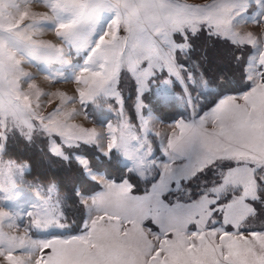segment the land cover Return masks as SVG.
I'll use <instances>...</instances> for the list:
<instances>
[{
    "label": "snow or ice",
    "instance_id": "1",
    "mask_svg": "<svg viewBox=\"0 0 264 264\" xmlns=\"http://www.w3.org/2000/svg\"><path fill=\"white\" fill-rule=\"evenodd\" d=\"M32 3H43L47 11L33 12ZM240 24L264 25V0H0V264H264V223L250 222L256 214L253 204L264 206V32L240 33ZM202 29L253 49L245 69L247 91L229 93L227 86L213 85L204 74L177 63V53L187 54L190 36ZM49 31L60 44L38 38ZM24 63L53 82H74L75 95L49 93L61 103L42 115V93L29 82L34 77L23 71ZM122 72L137 85L142 137L124 118L117 91ZM173 78L191 115L171 126L162 149L165 158L157 161L149 159L148 137L161 133L150 131L142 96L159 81L158 101L168 103ZM24 82H29L27 92ZM209 95L218 98L198 113L197 104ZM112 97L121 109L105 132L71 123L78 115L96 118L99 106ZM77 103L79 108H68ZM36 137L48 140L52 154L74 159L81 174L102 187L91 196L76 190L87 216L75 233L61 198L54 195L55 185L45 198L25 200L28 208L17 203V185L29 166L5 159L7 142L19 138L32 145ZM81 145L96 147L109 164L130 162L128 171L141 179L152 171L158 179L144 195H134L127 179L107 180L101 165L79 152ZM201 175L211 180L192 199L186 185ZM173 192L183 193L185 201L162 199ZM216 213L222 222L213 219ZM25 217L24 235L4 230L18 227ZM147 220L157 230L145 227Z\"/></svg>",
    "mask_w": 264,
    "mask_h": 264
},
{
    "label": "rangeland",
    "instance_id": "2",
    "mask_svg": "<svg viewBox=\"0 0 264 264\" xmlns=\"http://www.w3.org/2000/svg\"><path fill=\"white\" fill-rule=\"evenodd\" d=\"M185 2L189 4H206L211 2V0H208L204 3H202L200 0H185ZM31 10L36 13H43L47 11L43 3H32L30 5ZM125 33L123 30H121L120 35L123 36ZM39 39L51 41L56 44H60V41L55 36L54 32H45L43 35L38 37ZM174 39H176L178 42L181 40V37L179 35L175 36ZM189 42L191 44V49L187 52V54L183 53H177V63L185 65V68L187 71H192L197 76L199 74H204L208 78V80L213 85H219L221 87L227 86L228 89H239L243 87L247 82L248 86L241 90L246 91L248 90L250 84L249 81L246 79V72L245 69L247 67L248 61L250 59V54L252 53V50L249 46H234L232 43H230L226 39L217 38L216 36H210L206 30H201L195 37H191L189 39ZM74 62L76 61V54L73 52L72 56L70 57ZM58 67L56 65L53 66ZM23 71L26 73L32 74L34 77L33 80L29 81L30 83H33L36 85V89L39 90L42 94L39 96V104L40 108L39 111L42 115L47 116L50 112H52L58 105H60L61 101L58 97L49 95V93H55L57 91H63L66 92L68 95H75L74 89L76 88V85L74 82H53L49 78H47L44 74L37 71V68L34 67L32 64L24 63L22 65ZM244 77L243 78V73ZM165 77H167V73L165 72ZM247 81V82H246ZM24 82L22 83L21 87L24 91H29L28 89V83ZM159 83L153 82L149 84V90L144 91L142 96V101L144 104L143 108V114L146 117H151L149 122V129L151 132H159L161 133V137L156 136H149V145L151 150V158H155L157 161L163 160V158H160L161 152H160V146L161 151H163V146L166 145L168 138V135L170 136L173 132V128L171 127L170 131L167 130V127L169 128L174 124H168L165 123L168 120L161 118L163 115H169L171 111L167 108L171 105L162 106L161 103H159L158 98L156 96V85ZM171 87V98L173 99V104L176 106V109L174 107V111L176 113L180 112L181 116L189 117L191 115V109L186 108L184 104V93L182 91L181 85L175 81L173 78V83L170 86ZM117 91L119 92L120 96L123 99V105L122 110L124 114V118L133 126L134 134L138 137H142L144 135L141 126L140 121L138 119V109H137V85L135 83V80L131 77L130 74L126 72L121 73L120 81L117 85ZM35 90H33V95L30 97L33 104L35 105L37 100L36 96L34 94ZM240 92V91H238ZM215 95H209L203 99L202 102L197 104V112L199 113L206 105L209 104L211 99ZM193 97L195 98V93H193ZM170 98V99H171ZM45 101V102H44ZM130 110V112L134 113V118L131 119V116L129 114V110L126 108V104ZM152 105H155L156 108H158L159 113L155 111L154 108H152ZM179 106V108L177 107ZM79 108L80 105L77 103L75 105H68V108ZM127 109V111L125 110ZM121 109V105L117 102L115 97L109 98L107 101L103 102L99 109L97 110V117L94 119H86L83 115L75 116L71 123L80 125L81 127L88 128V129H96L98 132H105L106 131V123L112 122L115 124L117 122L118 118V112ZM206 110V109H205ZM89 111H92V107H89ZM202 113V112H201ZM162 116V117H163ZM181 118V117H180ZM177 118V119H180ZM101 119L104 121V123H101ZM134 120V121H132ZM160 138H164L163 143L157 144L156 139L160 142ZM56 143L59 144V137H56ZM24 141L16 138V139H9L7 142V155L5 156V159H8L9 157L12 158L10 155V152L14 155H19V157L12 158L14 160H17L18 162H24L29 167L26 169L25 172H27L30 169V164L24 160V153L21 145H24ZM106 145V141H104ZM161 144V145H160ZM27 145V144H26ZM160 145V146H159ZM30 146V145H27ZM32 147H40L43 151H39L41 154H43V159L40 158V155L38 154H32L34 157V169L35 172H37L36 169H41V171H44V180H40L37 177L33 178H27L25 174L23 175L22 179L18 183L17 187L19 189L20 193V200L17 201L18 204H21L24 208H28V204L23 203L25 200L31 201L35 203L38 198L43 199L46 197L47 189L51 185H55L56 192L54 195H58L61 198V210L66 216L68 221L78 220L80 224L82 223V216L81 213L83 212V218H86L87 216V209L86 207L80 202L76 195V190L78 189L80 193H82L85 196H91L96 192H99L102 190V187L99 182H97L100 185V189L94 192H86L85 189H89L86 183L84 182L85 179H87L84 175L81 174V170L78 167L76 161L73 160H64L50 152V143L47 139H41L40 137H36L34 140V143L31 145ZM89 146L91 145H81L79 152L81 154L89 153L90 155L93 154ZM94 147V146H93ZM39 148V149H40ZM98 153L99 150L94 147ZM18 149V151H17ZM41 150V149H40ZM65 154H68L70 151L66 147L62 149ZM45 155V157H44ZM87 156V155H86ZM88 157V156H87ZM43 161L50 167V170H47L46 168L40 167L39 162ZM94 161V160H93ZM73 162L76 166L75 169L72 168L73 171H68L69 164ZM96 162V161H94ZM119 162L123 163L126 167V170L128 171V167H130V162L120 160ZM105 173V178L107 180L115 181L116 183H120L126 178L122 180H115V177H109V175L105 172V169H102ZM52 171H57V173L60 175V179L63 180L64 184L61 186L65 190H60L58 187V182L54 179H51L50 174L48 173ZM56 173V172H55ZM132 173V172H130ZM134 175H137V177L140 179V186L143 187L144 184L152 179L155 175L157 177L155 179H158V174L155 171L146 173L147 179H141V177L136 174L132 173ZM115 176V174H113ZM128 180V179H127ZM154 182V181H153ZM152 182V183H153ZM210 181L208 180L207 183ZM130 183V182H129ZM204 182H201L198 186V191H201L202 185ZM152 185V184H151ZM151 185L146 191H149L151 189ZM144 191L143 193H135L133 191L134 195H144L146 193ZM190 192V190H189ZM182 198H186L183 193H178ZM176 198V197H175ZM181 198V199H182ZM197 198V197H196ZM192 198V199H196ZM162 199L166 201L164 196ZM173 200V202H175ZM185 200H182L181 202H184ZM68 203H71V207ZM90 203V201H89ZM256 206H254L255 208ZM257 207H261V211L258 214H255L253 218L250 219V222L257 227L264 223V206L260 205L258 203ZM256 209V208H255ZM258 210H256V213ZM80 213V214H79ZM95 213H93L94 215ZM70 215V216H69ZM79 216V217H78ZM81 217V218H80ZM70 218V219H69ZM213 219L217 220L218 222L221 221V214L216 213L213 216ZM67 221V222H68ZM18 227L8 229L5 228L4 230L6 232H10L13 235L22 236L25 234V227L28 223L27 217L23 220V222L18 221ZM72 225L74 222H70ZM70 225V229L72 225ZM79 224V223H78ZM145 227H151L154 231L157 230L156 225L152 224L151 220L145 221ZM190 230H194L195 226L190 225ZM29 235H33L32 233H29ZM35 238V237H34Z\"/></svg>",
    "mask_w": 264,
    "mask_h": 264
},
{
    "label": "trees",
    "instance_id": "3",
    "mask_svg": "<svg viewBox=\"0 0 264 264\" xmlns=\"http://www.w3.org/2000/svg\"><path fill=\"white\" fill-rule=\"evenodd\" d=\"M242 74H243V78L245 79L244 72ZM247 86H248V82L243 87H241L239 89H228L227 92H229V93L238 92V91H241V90L245 89ZM217 98L218 97L216 95L213 96V98L211 99V101L209 102V104L206 105L199 113H201L202 111H204L205 109H207V107L210 106V104L214 100H216ZM167 105H171L170 107L169 106L167 107L171 111V113H169V115H164V116L162 115L163 117L159 113L160 110H158V108H156L155 105H152V108H154L155 111L160 114L161 118L166 119L168 121L174 120V119H177V118H180V117H184V116H181V113L180 112H177L176 111V113H175L174 107L176 109V106L173 104V99L169 100L168 103L163 104L162 106H167ZM125 106L129 110L127 104ZM177 107L179 108V106H177ZM126 108H125V110L127 111ZM129 114L131 116V119H133L134 118L133 111L131 113L130 110H129ZM184 118H188V117H184ZM132 121H134V120H132ZM21 147H23L22 148L23 150H21V151H23L24 153H26L24 155V160H26L30 164V169L27 172H25V176L27 178H30V179L33 178V177H37L40 180H44L45 179L44 178L45 172L44 171H41V169H36L37 172H35V169H34V163L35 162H34V157L32 156V154H38V155H40V158L43 159V154H41L39 152V151H43L42 148L39 147L41 149L40 150L36 146L35 147L34 146L32 147L31 145L30 146H27L25 143H24V145H21ZM89 148L92 151H94V152H92L93 154H91V155L89 153H86V155L88 156V158L90 160H94V161H96V163H99L101 165L102 169H105V172L109 175V177H111V178L112 177H115L114 178L115 180H122L124 178L128 179V181L132 185H134L132 191H134L135 193H143L144 191H146L149 188V186L152 184V182L154 181V178L157 177V175H155L152 179H150L149 181H147L144 184L143 187H141L140 184H139L140 183V179L137 177V175H134V174L130 173L129 171H127L126 170V167H125V165L123 163L117 162V160L114 159L113 162L109 164L104 158L101 157L100 153H98V151L93 146H89ZM17 151H18V149H17ZM10 155L12 156V158H16V159L19 157V155H14L11 152H10ZM44 157H45V155H44ZM39 164H40V167H43V168H46L47 170H50L49 169L50 167H48V165L46 163H44L43 161H40ZM69 165L70 166H69L68 171H70V170L73 171L72 168L75 169V166L76 165L73 162H71V164H69ZM48 173L50 174L51 179H54V180H56L58 182V185H59L58 187L60 188V190H65L64 188L61 187L64 184V182H63L62 179H60V175L57 173V171H52V173L48 171ZM113 174H115V176ZM208 180L209 181L211 180V177L210 176H203V175H201L198 178H194V179H192L191 181H189L187 183L186 187H187V189L190 190V195H191L192 198H196L197 197V194L200 192V191H198V188L200 187L198 185L201 182H204V184L202 185V188H203L206 184H209V183H207ZM84 182L86 183V185H89L88 186L89 189H85L86 192H94V191H97L100 188V185L97 182L93 183L91 181H88L87 179H85ZM178 197L180 198V201L186 199V198H182L176 192H173L172 194H167L166 193L164 195V198L168 202H173V200H175V199L177 200ZM68 204L71 207L72 204L71 203H68ZM254 206H256L255 207L256 208L255 210H258V212L256 213V214H258L262 209H261V207H257L258 206V202L254 203ZM81 216L83 218V212L81 213ZM251 218H253V217H251ZM70 222H74V224L72 225ZM80 222H78V220H76V219L73 220V221H68V223H70L72 225V227H71L70 230L73 233H75L77 231L78 226L80 225Z\"/></svg>",
    "mask_w": 264,
    "mask_h": 264
},
{
    "label": "crops",
    "instance_id": "4",
    "mask_svg": "<svg viewBox=\"0 0 264 264\" xmlns=\"http://www.w3.org/2000/svg\"><path fill=\"white\" fill-rule=\"evenodd\" d=\"M202 3H204V2H206V1H208V0H200ZM253 11H255V5H253V6H251V7H249L248 8V12L249 13H251V12H253ZM236 31H238V32H240V33H246V32H253V33H255V34H257V35H259L260 33H262V32H264V25H261V26H256V25H253V24H240V25H237V27H236ZM250 47V46H249ZM251 48V47H250ZM251 50H252V52H253V49L251 48ZM247 91V90H246ZM240 92H243V91H240ZM232 93H238V92H232ZM172 99V98H171ZM170 99V100H171ZM45 102V101H44ZM202 114V113H201ZM187 119V118H186ZM177 120H179V119H174V120H170V121H167V122H165V123H168V124H171V123H173V122H175V121H177ZM170 129H171V126L168 128L167 127V130H169L170 131ZM176 131H178V130H176ZM169 136V135H168ZM164 138H160V142L156 139L155 141H157V144H159V143H161V141H162V143H163V141H165V140H163ZM166 141H167V139H166ZM161 145V144H160ZM159 145V146H160ZM160 152H161V156H160V158H165L164 157V155H163V151H161V146H160ZM101 188V187H100ZM253 207H254V204H253ZM220 222H222V215H221V221ZM217 226H219V223L217 224ZM225 229L226 230H228V231H233L234 229H232V227H231V225H226L225 226Z\"/></svg>",
    "mask_w": 264,
    "mask_h": 264
}]
</instances>
